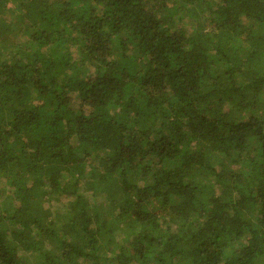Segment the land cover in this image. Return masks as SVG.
Returning <instances> with one entry per match:
<instances>
[{"label":"trees","instance_id":"1","mask_svg":"<svg viewBox=\"0 0 264 264\" xmlns=\"http://www.w3.org/2000/svg\"><path fill=\"white\" fill-rule=\"evenodd\" d=\"M0 264H264V0H0Z\"/></svg>","mask_w":264,"mask_h":264},{"label":"rangeland","instance_id":"2","mask_svg":"<svg viewBox=\"0 0 264 264\" xmlns=\"http://www.w3.org/2000/svg\"><path fill=\"white\" fill-rule=\"evenodd\" d=\"M1 18H2V20H3L4 17H1ZM4 19H5V18H4Z\"/></svg>","mask_w":264,"mask_h":264}]
</instances>
